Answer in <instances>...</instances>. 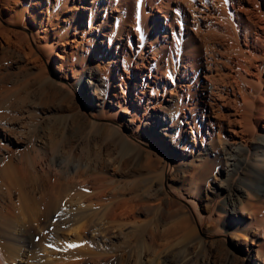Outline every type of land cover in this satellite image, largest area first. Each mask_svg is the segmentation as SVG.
Returning <instances> with one entry per match:
<instances>
[{"label": "bare ground", "instance_id": "obj_1", "mask_svg": "<svg viewBox=\"0 0 264 264\" xmlns=\"http://www.w3.org/2000/svg\"><path fill=\"white\" fill-rule=\"evenodd\" d=\"M2 5L4 21L25 27L31 35L23 34L29 46L22 50L25 46L14 41L11 30L3 29L0 23L4 42L1 47L15 49L18 57L32 66L44 56L56 67L58 81L50 82L58 90H67L69 86L87 89L88 106L112 121L105 133L119 148L129 146L140 156V149L128 135L154 142L163 151H171L177 176L185 175L181 165L189 162L194 166L197 158L205 172H212L215 166L222 167V177L214 187L208 177L206 186L193 177L189 182L184 180L182 186L195 198H190L188 204L200 220L203 215L197 207L198 197L206 201L205 209L210 219L219 221L228 215L224 218L225 229L232 240H245L248 234L258 237L262 233L264 237L261 220L264 219V190L261 193L255 187L264 177V0H2ZM127 45L128 48L124 47ZM114 46L115 54L111 51ZM121 48L126 51L123 56L119 54ZM89 68L84 83L83 74ZM46 80L48 83L49 79ZM2 87L9 94L8 98L5 96L7 100L1 99L3 91L0 94V264H57L54 254L58 253V247L68 252L63 264H134L126 255L118 254L117 247L108 248L121 234L118 231L111 234L110 228L114 225L102 224L101 233L94 229V233L97 231L100 235L97 237L90 229L100 223H93L96 226L90 228L89 221L88 224L82 222L89 212L85 216L86 211L79 210V204L77 208L74 205L65 210L59 206L60 174L49 172L54 169L51 165L66 168L61 160L62 165L57 163L59 158L54 154L60 130L55 124L42 125L40 119V103L44 99L31 101V96L18 84ZM163 97L171 111L163 109ZM78 150H82L93 164L111 162L113 177L108 179H113V189L118 192L115 195L123 197L119 199L112 192L116 207L112 204L108 211L114 222L124 216L134 222H130L132 226L139 225V217L135 216L138 210L134 212V204L128 202L137 201L140 207H145L143 210L149 206L148 213L151 208L152 212H161L162 199L159 196L151 198L150 192L165 191V184L169 182L166 169L157 173L152 183L148 182L151 189L148 194L138 198L136 193L137 196L128 198L126 195L137 192L138 188L136 182H121L131 175L130 163L117 160L112 156V149L99 147L97 143L90 142L86 149L76 143L68 153ZM195 150L205 156L200 157ZM48 160L51 161L49 172L45 171ZM88 165L85 166L89 168ZM103 165L97 166L102 169ZM63 174L70 178L71 173ZM88 174L87 184L91 183V174ZM72 176L73 180H80ZM40 179L49 180L46 181L49 185L45 183L47 188L50 186L45 194L38 191ZM102 180L99 184H103ZM101 195L97 196L99 201H102ZM80 205L83 204L80 202ZM16 207L24 221L22 224L12 221ZM174 207L164 210L167 214L173 210L171 220H177L174 227L188 233L175 254H184L186 258L194 243L196 255L201 249L207 250V243L193 228L191 214L177 203ZM103 210L102 215L106 212ZM248 210L254 211L255 216L247 221L245 213ZM90 215L87 217L92 218ZM106 216L108 219V214ZM87 217L91 223L93 219L98 221V218ZM165 218L169 219L168 215ZM18 226H25L32 232L50 230L54 235L53 247H45L43 252L40 249V253L28 257L23 248H32V241H26L27 234L22 233L25 229H18ZM263 251L261 245L248 247L246 256L252 264H264L260 257ZM174 257L169 263L180 264ZM139 259L144 261L142 255ZM154 261L149 264H160ZM183 261L185 264L186 260ZM203 264L209 263L206 260Z\"/></svg>", "mask_w": 264, "mask_h": 264}, {"label": "rangeland", "instance_id": "obj_2", "mask_svg": "<svg viewBox=\"0 0 264 264\" xmlns=\"http://www.w3.org/2000/svg\"><path fill=\"white\" fill-rule=\"evenodd\" d=\"M0 23L2 24V27H4L3 29L6 28L5 30H7V31L11 30V32H12L11 38L14 41H17V42L23 44L22 46H25L23 49L22 48L21 49L27 50V48H28L27 46H29V42L24 38L23 34L28 33L29 35H31V33L28 29H26L23 26H20V25L15 24V23L9 24V23L4 21L2 0H0ZM113 23H114V19H113ZM22 38H23V41L24 40H26V41L22 42V40H21ZM2 43H4V42L2 41V36L0 35V85H1L0 86V89H1L0 94L1 93L3 94V92H4V95L1 94L3 97L0 95L1 99L3 100V98H4V100H7V99H5V96H7V98H8V94H9L8 91H4V88L2 86L11 87V86L17 85V84L19 85V87L21 88V90L23 92L28 93L29 96H31L30 97L31 101H33L34 98H37L36 99L37 101H40V99H42V100L44 99L43 103H40L41 106L39 109L41 112L40 114L42 115L40 118L42 121V125H47V124H53L54 125L55 124L57 126V128L60 130L59 133H61V134H59L57 141L54 140V141H56V143L58 142V144L55 145L58 149L55 151L54 154L56 156L58 155L57 158H59V161H57V163H59L61 160L60 163H64L63 166H64V168H66L64 170H66L68 172V174L71 173V175H69L70 178H67V177L65 178V175L63 173H67V172L63 170V167L59 166L58 164H56V166L54 167L53 165H51V161L48 160L47 167L45 168V171L48 169L47 171L49 172L51 169L54 168L56 171L53 169V170H51L52 172H49V173L53 174L54 172H56V174H60L61 188L59 189V192H58L59 201H60L59 206L61 207L62 210H65V208H67L68 206L69 207L70 206H72V207L76 206V208H77L78 207L77 205L79 204L78 209L81 211H86V212H84L85 216L88 212L89 213L87 216H89L91 213L92 214L94 213L93 215L92 214L90 215V216H92V218L86 216L87 218H90V219L98 218V216L100 215L98 218V221L96 219H93V221H96V222L92 221V223H91V221L86 219V217L82 221V222L86 221V224L89 223L90 228L94 227L96 225H99L98 223H100V225L97 226L96 228L90 229L91 230L90 232L93 231L92 233L95 235L97 234V231L94 233L95 230H98V232H100V233L103 232V231H101V229L104 227L103 225L107 224L110 227L114 225L113 227L110 228V232L113 231V232H111V234L116 233L118 231L117 232L118 234L121 232V234H120L121 237L119 236L118 238H116V240H114L112 242L114 245L112 244V245L108 246L109 249L112 248L113 246L117 247L116 249L118 251V254H120V255L122 254L124 256L126 255V258L131 259V262H133L134 264H143V263L149 264V262H152L154 260H155L154 262H156V263L160 261V264L166 263V262L169 263L170 260H173L174 256H175L174 260L180 262V264H184L183 260H186V262H188V263L185 262V264H203V261H206V260L209 264H252L251 259L246 256L247 248L248 247L249 248L250 247L257 248L259 245H261L262 250H264V245H263L264 244V237H263L262 233H260V235L258 234L259 235L258 237H255L252 234H248L247 238H245V240L244 239H240V241L239 240L238 241L232 240L228 231L225 229L224 218L228 217V215H225L223 217V219H221L219 221L210 219L209 213H207V211L205 209V206L207 204L206 201H204L201 197H198L196 199L197 207H198V210L203 215V220H200L199 217L197 216L196 211H194L192 209V207L188 204V200H190V198L193 200H195V198L191 197L189 195L190 192L189 191L187 192L184 189V186H182L184 183V180H186V182H189L193 177L198 182L203 183V186L204 185L206 186V180L205 179L208 177V178H210L211 186L214 187V186L218 185V182L220 181L219 178L222 177V175L220 174L221 173L220 169L222 167L215 166V167H213L212 172H205V171H203L202 165L200 167V163H199L200 160L197 158L196 159L197 164H194V166H190L189 162H185L183 165H181L180 169L185 172L186 176L181 175V174H179V176H177L176 168L174 167L173 161L170 158V155H171L170 150L163 151L154 142H151V143L146 142L143 137L130 136L127 134V131L124 127H122L123 132L125 134H127L129 139H131L138 146L142 155L138 156V153H135L131 147H129V146L127 147L126 145L122 146V148H119L118 145L113 143L111 138L107 137V134H106L109 131L108 127L110 126L112 121L110 119H108L107 116L102 117L100 112H98L97 110L94 111V110H92V108L90 106H88L89 105V96H88L87 89L86 90H81V89L79 90L77 88H72L69 86L67 88V90H58V88L54 87V85L51 83V82L58 81L56 79V67L54 65H51L50 63H48V61L46 60V58L44 56H42V58L39 59L38 61H35L36 63L35 62L33 63L35 65L32 66V63L29 64V62L23 61L20 57H18L17 53H15L16 52L15 49L11 48V50H10L9 47H6L7 49L4 48V46L1 47ZM19 43H17V45ZM24 44H26V45H24ZM128 45L124 46V47L128 48ZM18 46L22 47V46H20V44ZM19 47H18V49H20ZM123 48H121V50H120L121 52L119 53L122 56L126 52L125 49H123ZM111 51L113 52V54H115L116 53V46L112 47ZM116 56H118V55L116 54ZM41 60H42V63H41ZM121 61H123L122 58H121ZM90 69L91 68H89V70L86 69V71L83 74V82L84 83H85L86 78H88V76H89ZM4 78H6V79L4 80ZM46 78H48L49 82L50 81L51 82L46 83V81H47ZM5 93H6V95H5ZM164 98L165 97H163V99H162L163 109L168 108L167 111H171V109H170L171 107L166 105V100ZM50 110H52L51 113L49 112ZM93 123H95L96 126ZM78 128L81 130H79ZM90 142L91 143H97L98 146L102 147V148L108 147L110 150L112 149L114 152L113 153L114 155H112L113 157H115L119 161L126 160V162L130 163L131 168L133 169L131 171V175H129V177L127 176V178L125 177V179L127 181L125 179H122L121 182L122 183L136 182L138 184L137 185L138 188L136 189L137 192L135 191L134 193H132L130 195H126V196H128V198L134 197L136 193L139 195L138 198H142L143 196L148 194V191L149 192L151 191V189H149L150 183H152L156 174L157 173L160 174L164 169H166L168 172L167 174L169 176V182L168 183H171V185H170L171 187H169L168 183H166L165 184V191H161V193L159 192L160 194L155 192L154 189L152 190L154 192H150V194L152 193L151 198H153L155 196L156 197L159 196L162 199L163 204H162V210H160L161 212H159V211L156 212V210H155V212H152L154 210H152V208H151V212L148 213L150 211L149 206H147V207H149V209H147V207H146V209L149 211H146V209L143 210L145 207H142V206L140 207V205H138L137 201L128 202V204L130 203V205H131V203H132V205L134 204L133 205V211H134V209L138 210L137 212L136 211H134V212H136L135 216L139 217V218L138 217L137 218H138V221H140L141 223L139 222V225L137 223L138 226L136 224L134 226H132V224L134 222L130 221L131 223L133 222L131 224L129 222L130 219L125 218L124 216L121 217V219L124 218V219H122L124 222L121 221V219H119V217H118V220H116V222H114V220L112 218H110L111 216H109V211H108V209L110 208V205L112 206L113 203L115 204V202H113L114 198H112L113 196H111V195H113L112 192L114 193L115 197L119 196L118 197L119 199H121L123 197L120 195H117V196L115 195L118 192H116V190L113 189V186H115L114 182H112L113 179H108V177L109 178L113 177L112 172L114 170L112 169V166L110 165L111 162L106 163V162L101 161L99 163L93 164V162H91L90 160H87V158H85L82 150H80L81 153H79L80 152L79 150L75 151V152L68 153L69 148L76 146V143L78 146L86 149L89 146ZM50 143L51 142L49 141V143L47 145L48 150L51 146ZM19 148L21 150H23V149H25V146H19ZM115 150H117V151H115ZM185 150H187V149H185ZM178 151H180V150L178 149ZM199 151L200 150H195V154L200 155V157L205 156L204 153L203 154L199 153ZM216 151H217V149H216ZM82 155H83V157H82ZM51 156H49V159ZM210 156H211L210 158H213L214 155L211 154ZM188 158L190 159L191 157L189 156ZM88 161L91 162V164L93 166H91ZM86 163H88L89 165ZM65 164L67 167L65 166ZM77 164H79V166L81 165L80 167L78 166L79 170H78V167L75 166ZM102 164L105 165V166L104 165L102 166L103 168L104 167L109 168V170L105 169V168L104 169L102 168L103 169L102 170L101 167H99ZM107 164H109V165H107ZM50 165H51V169H49ZM60 165H62V164H60ZM85 165H88L91 168L90 167L88 168ZM94 165H95V167H94ZM97 165H99V166H97ZM109 166H111V167H109ZM56 167H58L59 169ZM97 167H98V169H97ZM60 169H61V171H60ZM80 169H82L83 172ZM90 169H92V170L94 169L95 171H92ZM58 170L60 172H58ZM77 170H78V172H77ZM88 171H90V172H88ZM76 173H78V174H76ZM88 173L91 174L89 177L91 180V183L87 184L86 183L87 180H85V177L87 178V176H89ZM72 174L76 176V177L74 176L76 180L80 179L79 181L82 183L85 182V184H82L79 181H78L79 182L78 183L77 181L73 180ZM102 174L107 178L103 177ZM83 175H84V177H83ZM77 177H78V179H77ZM96 177L97 178L101 177L104 179L103 180L97 179ZM83 178L85 181L82 180ZM94 178H96L97 180ZM263 178L260 180L261 182H259L255 186L256 188L259 189V191L261 193L263 192L262 190H264ZM66 179H68V180L70 179L69 180L70 183H68V180H66ZM105 179H107L108 183L105 181ZM40 180H41L39 183L40 185L37 184L38 185L37 188L42 190V191L36 189V186H35V189L38 190L41 194H45L46 191L48 192L47 189L50 187V186L48 188L46 187L49 185L48 184L49 180H45V182H44V179L43 180L40 179ZM101 180L103 181V184H101V183L99 184V182ZM46 181H48V182H46ZM71 181L73 183H71ZM74 181H75V183H74ZM97 181H98V183H97ZM104 182H106L105 184H107V185H105ZM148 182H150V183H148ZM42 183H44V185H45V183L48 184V185L47 184L45 185V189L43 188L44 185H42ZM110 183H111V186H110ZM145 185L147 186V188ZM36 190H34L36 195L37 196L40 195L39 192H38L39 194H37ZM111 190H114V191H111ZM101 193H102V195H101L102 201H99L100 198L97 196H98V194L100 195ZM103 194H104V196H103ZM137 194H136V196H137ZM93 196H94V199H93ZM87 198L90 200H87ZM102 198H104V199H102ZM85 200H86V202H85ZM109 200L111 201V203ZM115 200H117V198H115ZM262 200H264V199H262ZM88 201H90L91 204H89ZM80 202H81V204H83L82 206L80 205ZM168 202H171V204ZM117 203L118 202H116V204ZM174 203L181 205L185 209V211H187L191 214V219H192L191 221L193 223V228H195L199 232V235L207 243L206 244L207 250L201 249L202 251L200 250L201 251V253L199 254L200 256L196 255L197 246H195L196 245L195 243H194V245H192V247L188 251L189 256H187L186 258L184 257V254L183 255H176L175 254L176 249L179 246V243L185 242V240L187 238L186 235H188V233H186V231L180 230L176 226L174 227V224L177 222V220L174 218H172V220H171L173 210H171V212L169 211L168 214L166 213V211L168 209H170V208L173 209ZM114 204H113V206H114ZM103 205L106 207L104 208ZM99 206L101 208L105 209V211L107 213L102 209L103 212H105L103 214L104 215L108 214V216H109L108 219H107V216L104 217V215L101 214L102 210ZM114 207H116V206H114ZM151 207H153V206H151ZM167 207H168V209H167ZM139 208H141V209H139ZM17 209H18V207H16V209L14 210L15 216L13 218H15V219H13L12 221H15L14 223L20 222V224H22L24 221H22L23 219L21 218L20 211H19V209L18 210ZM174 209H175V207H174ZM87 210H90L91 213H90V211H87ZM144 211H146V213ZM248 211L245 213L246 217H247L246 218L247 221L253 219V217L255 216L254 211H252V210H250L249 212ZM95 213H97V214H95ZM94 215H98V216L93 217ZM167 215H168L169 219L165 218ZM102 216L106 219V221ZM101 217L104 220H102ZM18 218H19V220L17 221ZM20 218H21V220H20ZM100 219L104 223L108 222V221H109V223L104 224L102 221H101L102 222L101 223V222H99ZM111 219H112V221H111ZM261 220L264 222V219H261ZM119 221H121V222H119ZM93 223L96 225H94ZM111 223H112V225H110ZM113 223H115L117 225L115 226V224H113ZM119 223H122V224L119 225ZM123 225H124V227H123L124 229L121 228V226H123ZM262 226H264V225H262ZM116 227L120 228V229H117ZM128 227L130 228V230ZM132 227H134V228H132ZM22 228L25 229L26 227L24 226ZM22 228H21V226H18V229H22ZM135 228L136 229L139 228L140 230L139 229H138V231L134 230ZM128 230L130 232L132 231V234L129 233ZM218 230H220V231L218 232ZM24 231L25 232H22V233L23 234L25 233L24 235L27 234V237L25 236L27 238L26 241L28 242V239H29L30 241H32L31 243L33 245V247L32 248L29 247V249H28V246L26 248H23V249H25V255L27 254L28 257L29 256L33 257L34 255L38 254V252L40 253V249H41V252H43L42 250L45 247L46 248L48 247V249H50L51 246L53 245L52 242L54 241V235H53V233L50 232V230L47 231V230H43V229L42 230L36 229L33 231L35 233H33L32 231H29L28 229H25ZM51 231H52V229H51ZM123 231L126 232L125 235H124V233L122 235ZM135 231H137V233H133ZM65 234H67V233L65 232ZM98 234L96 236L100 237V235H98ZM111 234H109V235H111ZM24 243H22V246L25 247L26 244H24ZM96 246H98V245H96ZM95 247H94L95 250H100V248L97 247L98 248L97 249ZM118 247H121V249L119 248L120 249L119 250ZM57 251H58V253L54 254V258L57 259L56 263L57 264H61V263L63 264L64 263L63 260L66 258L65 256H67L66 253H68V252L65 250L63 251V249H62V251H63L62 252L61 247H58ZM139 255L143 256L144 261L139 259ZM170 255H171V258L169 257ZM61 256H63V257H61ZM234 256H235V258H234ZM56 257H61V258L58 259ZM260 257H261V261L263 260V262H264V251L262 252ZM160 258H161V260H160ZM187 259H188V261H187ZM138 260H141V261L139 262ZM157 264H159V263H157Z\"/></svg>", "mask_w": 264, "mask_h": 264}]
</instances>
